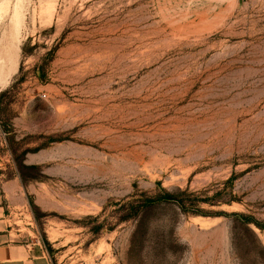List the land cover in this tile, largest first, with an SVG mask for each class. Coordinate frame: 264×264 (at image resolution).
I'll return each mask as SVG.
<instances>
[{"label":"rangeland","instance_id":"374dc122","mask_svg":"<svg viewBox=\"0 0 264 264\" xmlns=\"http://www.w3.org/2000/svg\"><path fill=\"white\" fill-rule=\"evenodd\" d=\"M0 207L51 264H264V0H0Z\"/></svg>","mask_w":264,"mask_h":264},{"label":"crops","instance_id":"0c3cea01","mask_svg":"<svg viewBox=\"0 0 264 264\" xmlns=\"http://www.w3.org/2000/svg\"><path fill=\"white\" fill-rule=\"evenodd\" d=\"M0 264H51L46 250L17 233L0 207Z\"/></svg>","mask_w":264,"mask_h":264},{"label":"trees","instance_id":"16d2710c","mask_svg":"<svg viewBox=\"0 0 264 264\" xmlns=\"http://www.w3.org/2000/svg\"><path fill=\"white\" fill-rule=\"evenodd\" d=\"M32 168H34V167H32ZM181 195H182V193H180V194H172V193H169V192H163L162 194L158 195L154 199L146 200L143 203V205H144V207H146V206L156 205V204H159L161 202L162 203H165V204L176 203L182 209H185L184 203H183V201L180 198ZM196 214H199V215H208L207 212H201V211L196 212Z\"/></svg>","mask_w":264,"mask_h":264}]
</instances>
